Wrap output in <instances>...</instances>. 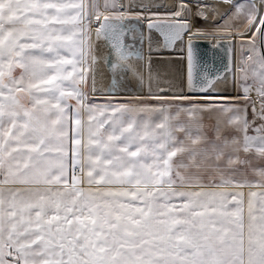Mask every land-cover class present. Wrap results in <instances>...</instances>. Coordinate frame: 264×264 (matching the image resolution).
I'll use <instances>...</instances> for the list:
<instances>
[{
  "label": "snow or ice",
  "instance_id": "6c2138e0",
  "mask_svg": "<svg viewBox=\"0 0 264 264\" xmlns=\"http://www.w3.org/2000/svg\"><path fill=\"white\" fill-rule=\"evenodd\" d=\"M153 7L0 0V264H264V0H197L209 29L183 3L150 23L186 52L179 83L130 63L125 21Z\"/></svg>",
  "mask_w": 264,
  "mask_h": 264
},
{
  "label": "bare ground",
  "instance_id": "6f19581e",
  "mask_svg": "<svg viewBox=\"0 0 264 264\" xmlns=\"http://www.w3.org/2000/svg\"><path fill=\"white\" fill-rule=\"evenodd\" d=\"M189 6L188 1L190 0H134L136 4L147 3L153 6V12H165L170 13L176 10L179 2ZM197 1V0H196ZM208 3L216 4L217 0H207ZM222 6L224 9L228 7L226 4H217L219 7ZM196 12V10H193ZM221 11V10H220ZM127 22H131L134 25L133 30L128 35L127 43L132 46L133 51H142L144 59L138 60L133 56L130 63L134 68H137L141 72L146 73L145 65L151 60L153 76H158L162 82L171 81L173 83H179L181 80H185L187 76V61L185 59L186 52L181 51V45L178 42L174 49L167 50L162 46V41L156 31L151 30L147 27V23L140 17L128 18ZM209 24V23H208ZM145 32L148 39V46L144 51V48L140 45L141 33ZM143 36V34H142ZM148 49V51H147ZM107 49L103 46L101 42V47L99 50V55L104 56ZM130 81V87L135 89L133 82L137 79L134 75L129 74L127 77ZM111 83V73L106 69L104 61L101 60L99 64V74L97 75V86L107 89L108 85ZM155 83V82H154ZM164 86H167L165 84ZM232 80L229 77L227 83H222L218 85V90L224 88H231Z\"/></svg>",
  "mask_w": 264,
  "mask_h": 264
},
{
  "label": "water",
  "instance_id": "95a60500",
  "mask_svg": "<svg viewBox=\"0 0 264 264\" xmlns=\"http://www.w3.org/2000/svg\"><path fill=\"white\" fill-rule=\"evenodd\" d=\"M127 20H128V18L126 19L125 23H127ZM167 22H168V20L152 19V20L147 22V27L149 28L150 23L164 24ZM151 30H154L157 32V34L161 38L162 46H163V39H162L160 33L154 28ZM127 41H128V36H127L125 42L127 43ZM195 43H197L199 46L200 60L206 66L207 71L210 74L213 72H217V71H223V65L228 62V57L230 54L225 52L224 50H221L220 48H214L212 46L214 41H211L209 39H201V40L196 41ZM222 43H224V42L222 41ZM174 48H172V49H174ZM172 49H167V50H172ZM104 64H105L106 69L108 70L107 64L105 62H104Z\"/></svg>",
  "mask_w": 264,
  "mask_h": 264
},
{
  "label": "rangeland",
  "instance_id": "374dc122",
  "mask_svg": "<svg viewBox=\"0 0 264 264\" xmlns=\"http://www.w3.org/2000/svg\"><path fill=\"white\" fill-rule=\"evenodd\" d=\"M125 2H127V0H125ZM182 3H183V1H182ZM188 3H189V7L192 8V17H191V19H192V23H193L194 27L195 28H205V29H209L211 22L210 21H205L203 19H200V18H198L195 15V13L197 12V1L196 0H190V1H188ZM179 4H181V2H179ZM219 8H220L221 11H224L226 9V8L224 9L220 5H219ZM193 10H196V12L193 11ZM131 17H137V16L130 15L127 18H131ZM139 17L142 18L146 23L148 21L152 20V19H163V20H168L169 19L168 13H165V12H159V16H153L151 13H144V14H141ZM141 34H143V36H141L142 38H141V41H139V43L141 42L140 45L141 46L143 45L142 47L144 48V51H145L146 48H147V46H148V39H147V36L145 35V32L144 31H142ZM147 51H148V49H147ZM235 56L237 58L239 57V51H237L235 53ZM133 84H134V86H138V80L136 79L133 82ZM103 99H104V97H100L99 98V102L102 103L103 102Z\"/></svg>",
  "mask_w": 264,
  "mask_h": 264
}]
</instances>
